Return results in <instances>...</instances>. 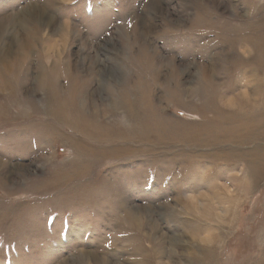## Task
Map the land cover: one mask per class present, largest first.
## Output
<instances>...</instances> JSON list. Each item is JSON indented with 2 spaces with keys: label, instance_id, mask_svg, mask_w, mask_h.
<instances>
[{
  "label": "rangeland",
  "instance_id": "obj_1",
  "mask_svg": "<svg viewBox=\"0 0 264 264\" xmlns=\"http://www.w3.org/2000/svg\"><path fill=\"white\" fill-rule=\"evenodd\" d=\"M2 57L0 264H264V0H0Z\"/></svg>",
  "mask_w": 264,
  "mask_h": 264
},
{
  "label": "bare ground",
  "instance_id": "obj_2",
  "mask_svg": "<svg viewBox=\"0 0 264 264\" xmlns=\"http://www.w3.org/2000/svg\"><path fill=\"white\" fill-rule=\"evenodd\" d=\"M263 48V47H262ZM10 50V49H9ZM261 50V49H260ZM1 63H3V66L0 64V77H4V72L1 70V67H3L2 69H5L6 67H7V61L2 57V60H1ZM242 64V63H241ZM244 64V63H243ZM242 67H243V65H242ZM245 74H246V72H245ZM54 80L55 79H53V76H48V77H46V79H45V81H42V83L40 84L41 86H43L44 88L46 87V86H48L49 87V89L51 90V89H53L52 88V84H53V82H54ZM56 83V82H55ZM55 83H54V85H55ZM7 84H5L4 85V87L6 86ZM255 85H253V87H254ZM258 88L260 87L259 85H256ZM246 90V89H245ZM253 90V89H252ZM257 91V90H256ZM254 94V93H253ZM258 94V93H257ZM246 115V114H245ZM245 117V116H244ZM256 118V117H255ZM260 118V117H259ZM242 120V119H241ZM237 121V120H236ZM242 122V121H241ZM264 122V121H263ZM235 123V122H234ZM237 123V122H236ZM243 123H245V125H246V123H248V121L247 122H245V121H243ZM236 125V124H235ZM238 125V124H237ZM160 127V126H159ZM226 127V126H225ZM235 127V126H234ZM163 128V127H162ZM169 128V127H168ZM171 128V127H170ZM232 128V127H231ZM243 129V128H242ZM233 130V129H232ZM236 130H238V129H236ZM252 129H250L249 131H251ZM163 131V130H162ZM205 131V130H204ZM222 131V130H221ZM225 131H227V134H225V138L226 139H229L230 140V138H234L233 137V135H236V133H232V132H230V131H228V130H225ZM168 132V131H167ZM199 132H200V130H199ZM219 133V132H218ZM221 134H222V132H220ZM225 133V132H224ZM243 133H244V131H243ZM163 134V133H162ZM193 134H195V133H193ZM205 134H207V133H205ZM248 134H250L249 132H248ZM191 135V134H190ZM196 135V134H195ZM220 135V134H219ZM224 136V135H223ZM238 136V135H237ZM254 136V135H253ZM191 137V136H190ZM193 137V136H192ZM191 137V138H192ZM209 137V136H208ZM245 138L246 137V135H244V134H242V135H240V137L238 138V139H242V138ZM261 137V136H260ZM166 138V137H165ZM182 138V137H181ZM191 138H190V140H191ZM255 138H256V136H255ZM188 140H189V138H187ZM195 139H196V137H195ZM237 139V140H238ZM219 140V139H218ZM223 140V139H222ZM203 141V140H202ZM201 141V142H202ZM219 141H221V140H219ZM218 141V142H219ZM224 141V140H223ZM222 141V142H223ZM234 141V140H233ZM241 140H239V142H240ZM250 141V140H249ZM200 142V141H199ZM225 142H228V141H225ZM232 142V141H231ZM230 142V143H231ZM235 142V141H234ZM245 142V141H244ZM252 142V141H251ZM204 143V142H203ZM238 143V142H237ZM249 143V142H248ZM185 144V143H184ZM187 144V143H186ZM199 144V143H198ZM222 144V143H221ZM228 144V143H227ZM240 144H241V142H240ZM237 145H239V144H237ZM236 145V146H237ZM245 145V144H244ZM192 146V145H191ZM198 146H200V145H198ZM197 146V147H198ZM205 146V145H204ZM213 146V145H212ZM223 146V145H222ZM202 147H203V145H202ZM202 147H200V149L202 148ZM214 147V146H213ZM235 147V146H234ZM199 148V147H198ZM207 148V147H206ZM216 148V147H215ZM218 149V148H217ZM223 149H224V147H223ZM233 149H235V148H233ZM238 149V148H237ZM236 149V153H238V154H236V156L238 157V158H240L241 160L242 159H246V155L248 154V155H251V158L253 157V158H262L261 156H258L257 155V153H256V149H253V150H251V151H249V152H242V151H238ZM214 150V149H213ZM220 150V149H219ZM228 149H226V151H227ZM241 150H242V148H241ZM216 151V150H215ZM232 151V150H231ZM206 152V151H205ZM204 152V153H205ZM220 152H222V151H220ZM209 153V152H208ZM205 154L206 156H209L210 157V161H219V158H220V154H217V153H211L210 152V154ZM233 153V152H232ZM204 155V156H205ZM220 155V156H219ZM231 156L232 155H230V154H225V156L224 157H222V159H221V161L222 160H224V161H231L232 159H231ZM238 158H236V159H238ZM209 159V158H208ZM236 159H234V160H236ZM253 160V159H252ZM238 163V162H237ZM237 163H235L236 164V166H237ZM235 164H234V166H235ZM234 166L232 167V168H234ZM247 167V166H246ZM235 169V168H234ZM249 173V172H248ZM228 198V197H227ZM200 202L202 203V201L200 200ZM199 202V203H200ZM204 202V201H203ZM200 203V204H201ZM220 203V202H219ZM221 204V203H220ZM176 238V237H175ZM160 253V252H159ZM88 254V253H87ZM161 254V253H160ZM95 256V255H94ZM103 260V259H102ZM105 261V260H104ZM102 262V261H101ZM96 263V262H95ZM104 263V262H103ZM98 264V263H97ZM101 264V263H100ZM108 264V263H107ZM119 264V263H118Z\"/></svg>",
  "mask_w": 264,
  "mask_h": 264
}]
</instances>
